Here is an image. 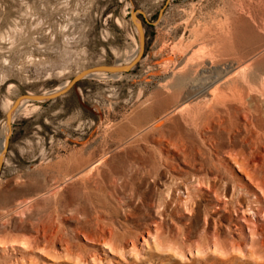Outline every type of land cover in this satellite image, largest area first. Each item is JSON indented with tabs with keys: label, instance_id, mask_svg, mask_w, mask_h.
Wrapping results in <instances>:
<instances>
[{
	"label": "rangeland",
	"instance_id": "1",
	"mask_svg": "<svg viewBox=\"0 0 264 264\" xmlns=\"http://www.w3.org/2000/svg\"><path fill=\"white\" fill-rule=\"evenodd\" d=\"M132 8L145 32L132 69L82 79L14 116L0 171V255L25 264L89 256L96 264H264V230L256 247L186 253L197 241L230 250L243 236L231 217L242 210L264 223L241 174L221 161L229 152L248 161L250 136L264 147V0H0V135L20 94L136 53ZM215 88L226 94L222 104L212 101ZM242 113L249 123L239 133ZM153 225L169 249L152 245ZM140 234L149 238L143 251L101 247H139Z\"/></svg>",
	"mask_w": 264,
	"mask_h": 264
},
{
	"label": "bare ground",
	"instance_id": "2",
	"mask_svg": "<svg viewBox=\"0 0 264 264\" xmlns=\"http://www.w3.org/2000/svg\"><path fill=\"white\" fill-rule=\"evenodd\" d=\"M135 53V52H134ZM133 53V54H134ZM131 55L126 61H129V60H131L132 59V57L134 56V55ZM119 74V73H118ZM97 75H100V74H97ZM237 75V74H236ZM249 75V74H248ZM239 76V75H238ZM244 77V76H243ZM241 78V77H240ZM244 79H246V77L244 78ZM231 80V79H230ZM233 80V79H232ZM236 80H237V78H236ZM236 80H234V81H236ZM248 80V79H247ZM207 81V80H206ZM217 81V80H216ZM222 81V80H221ZM244 81V80H243ZM211 82V81H210ZM230 82V81H229ZM233 82V81H232ZM248 82H249V80H248ZM67 83V81L66 82H64L63 84H61V85H59L58 87H56L54 90H56V89H59L60 87H62L63 85H65ZM201 83V82H200ZM238 83V82H237ZM207 84V83H206ZM205 84V85H206ZM221 84H222V82H221ZM220 84V85H221ZM229 84V83H228ZM234 84H236V82L234 83ZM248 84V83H247ZM246 84V85H247ZM250 84V83H249ZM218 85V84H217ZM225 85V84H224ZM229 85H231V84H229ZM240 85V84H239ZM204 86V85H203ZM249 86V85H248ZM209 87V86H208ZM219 87V86H218ZM217 87V88H218ZM237 87V86H236ZM252 87H253V85H252ZM202 88V87H201ZM217 88H215L212 92H211V96H212V101H214L215 103H223L224 101V99H226V94H225V92L220 88L219 89V91H217L216 89ZM231 88V87H230ZM232 88H233V85H232ZM247 88H249V87H247ZM200 89V88H199ZM236 89V88H235ZM234 89V90H235ZM202 90H204V89H202ZM207 90V89H206ZM238 90V89H237ZM253 90V89H252ZM199 91V90H198ZM198 91H197V93H198ZM239 91V90H238ZM237 91V92H238ZM247 91V90H246ZM245 91V92H246ZM199 92H201V91H199ZM203 92V91H202ZM231 92V91H230ZM237 92H235V94L233 95L234 97V99H235V97H236V93ZM249 92V91H248ZM251 92V91H250ZM227 93H228V91H227ZM243 93V92H242ZM263 93V92H262ZM201 94V93H200ZM229 94V93H228ZM238 94H239V92H238ZM237 94V95H238ZM250 94V93H249ZM248 94V95H249ZM232 95V94H231ZM240 95H241V93H240ZM239 95V96H240ZM230 96V95H229ZM250 96V95H249ZM238 98H241V97H238ZM238 98H236V99H238ZM239 100V99H238ZM234 101V100H233ZM241 101L242 100H240V102L238 101V103L240 104L241 103ZM230 103L232 102V101H229ZM27 102H22L15 110H14V113H13V116H12V119L14 118V116L16 115V113L19 111V109L20 108H23L22 106L24 105V104H26ZM233 103H235V102H233ZM237 103V102H236ZM239 104H237V105H239ZM243 105V104H242ZM237 108H238V106H236ZM239 107H240V105H239ZM242 107V106H241ZM243 109H244V107H243ZM21 110H23V109H21ZM261 108H260V112H261ZM244 111V110H243ZM240 112H242V111H240ZM246 112V111H245ZM255 112V111H254ZM251 114H252V112H250ZM255 113H257V111L255 112ZM263 113V112H262ZM245 114V113H244ZM243 113L241 114V116H240V118L241 119H243V120H245V121H247L246 123H244V124H242L241 125V129L239 128V127H237V128H235V130L237 131V132H244V131H246L247 130V126H248V120H247V118H246V116L244 115ZM258 115V113L256 114V116ZM262 115V114H261ZM264 115V114H263ZM248 116H251V115H249V111H248ZM262 117V116H261ZM264 117V116H263ZM250 118V117H249ZM232 119V118H231ZM253 119V118H252ZM257 119H259V118H257ZM264 119V118H263ZM258 121V120H257ZM261 121V120H260ZM234 123H235V121H234ZM259 123V122H258ZM264 123V122H263ZM252 124V123H251ZM254 125V124H253ZM257 125V124H256ZM236 126V125H235ZM234 126V127H235ZM233 127V126H232ZM253 128V127H252ZM233 129V128H232ZM253 129H255V127L253 128ZM6 125H5V122H4V124H3V128H2V133H1V135H0V147L3 145V142H4V138H5V133H6ZM251 130V129H250ZM229 132V131H228ZM254 132V131H253ZM258 132V131H257ZM230 133V132H229ZM249 133V132H248ZM252 133V132H251ZM251 133H249V134H251ZM259 133V132H258ZM261 133V132H260ZM264 133V132H263ZM261 135V134H260ZM263 135V134H262ZM247 136V138H248V134L246 135ZM243 137V136H242ZM252 137H254V136H252ZM252 137L250 136V142L249 143H251V145H249L248 144V158H249V160L248 161H246V160H242V161H240V159L238 160V159H236V158H234V157H232L231 156V153L229 152V154H227V153H224L223 155H222V159H221V161L227 166V167H229V169L231 170V171H233L234 172V167L236 168L235 170L237 171V172H239L240 174H241V176H239L237 179L239 180V182H240V184L241 185H243L244 186V188L252 195V201L251 202H255L256 203V208H254L255 206H250L249 207V209H255V213L256 214H258V215H261V216H264V147L263 146H259V140H258V138L256 137V139L257 140H255L254 138V140L252 139ZM210 138H212V136H210ZM230 138V137H229ZM247 138L245 137V140L247 141ZM261 138V137H260ZM223 141V140H222ZM262 141V140H261ZM231 143V142H230ZM248 143V142H247ZM219 144H221V143H219ZM225 147H227V145L225 146ZM233 149H235V148H233ZM238 149V148H237ZM231 150V149H230ZM244 150V149H243ZM242 150V151H243ZM233 151V150H232ZM231 151V152H232ZM246 155V154H245ZM244 155V156H245ZM255 156H258L259 158H260V160L258 161V160H256L255 159ZM236 157H238V156H236ZM256 164H258V167H256ZM197 179V178H196ZM198 180H199V178H198ZM200 181V180H199ZM201 182V181H200ZM201 184V183H200ZM208 185V184H207ZM212 188V187H211ZM216 188V187H215ZM206 189H208L210 192H213L214 193V195L217 197V192H216V190H214V188H212V189H210V188H207L206 187ZM217 201H218V199H216ZM225 200V199H224ZM223 200V201H224ZM221 201V200H220ZM224 206V202H221V206L219 205L218 206V208L220 209V208H222ZM226 209V208H225ZM236 212H237V210H236ZM245 212V211H244ZM243 210L241 211V213H240V215H235V216H232L231 218L234 220V226L237 228V230L240 232V233H242L243 234V236H242V238L239 240V241H235V242H233L232 241V243H229L230 245H229V247H230V250H226L227 248H223L222 246H219V244H217L215 241H214V243H213V245H211V246H209L210 245V242L209 243H207V245L208 246H206L205 247V249L204 248H202V247H200V246H198V241H197V246H195V248H192V246H191V248H189L187 245V247L189 248V249H187L188 251L186 252L188 255H194L195 257H196V255H198L199 256V254L200 253H198V252H201V255L202 256H204L205 257V255H203V253L204 254H206V253H208L209 254V252L211 251V250H213L214 252L215 251H219L220 253H228V251L230 252V253H232L231 251L232 250H238V251H242L244 248H247L248 246H255L258 242V240H257V238L258 237H256L257 235L256 234H262L263 232V230H264V227H262L263 225H264V223L263 224H259V223H255V222H251V218H249V217H246L243 213ZM263 221V220H262ZM155 222V221H154ZM154 225H155V223H154ZM154 225H153V230H146V235H147V237H149V238H151V241H152V245L154 246V247H161V241L159 240V232H160V230L158 231V229L160 228H155L154 227ZM159 226V225H158ZM157 227V226H156ZM162 230V229H161ZM247 231V235H244V232H246ZM214 236L216 235V233L215 234H213ZM256 235V236H255ZM107 236V235H106ZM105 236V237H106ZM209 235H207V237H208ZM213 236V237H214ZM255 236V237H254ZM139 239H141L142 240V242L141 243H139V247H138V244L137 243H135L133 240H129V241H127L125 244L123 243V245H121V246H119L118 248L116 247V246H113V244L111 243H109V241L107 240H104L106 243L108 242V244L107 245H103V244H105V243H103L102 245H101V247H106L107 249H108V251L107 252H105V254H111V255H113L114 254V252H123V253H126V252H131V251H135L134 253H136L138 250H142L143 249V246L144 245H147L148 246V239L146 238V237H144L142 234H140L139 235V237H138ZM214 238H216V237H214ZM262 238H264V237H262ZM107 239V238H106ZM220 239V238H219ZM218 239V240H219ZM259 239V238H258ZM111 240H113V239H111ZM257 240V241H256ZM188 241V240H187ZM209 241V240H208ZM101 242V241H100ZM103 242V241H102ZM112 242V241H111ZM259 242H260V240H259ZM67 243V242H66ZM193 243H195V242H193ZM193 243H191V244H193ZM212 243V242H211ZM259 244L260 243H258V245H256V246H259ZM264 244V243H263ZM63 245V244H62ZM163 245H164V242H163ZM162 245V246H163ZM228 245V244H227ZM260 245H262V244H260ZM0 246H4V245H1L0 244ZM165 247V249L166 248H168V247H166L167 246V244L166 245H164ZM168 246H169V244H168ZM171 246V245H170ZM174 246V245H173ZM203 246H205V244L203 245ZM226 246V245H225ZM224 246V247H225ZM255 246V247H256ZM48 247H50V246H48ZM51 247H52V245H51ZM54 247V246H53ZM61 247V249H65V250H67L65 247H63V246H60ZM63 247V248H62ZM67 247H68V245H67ZM194 247V246H193ZM228 247V248H229ZM176 248V247H175ZM263 247H261V249H262ZM169 249V248H168ZM208 249H211L210 251L208 250ZM264 249V248H263ZM55 250V249H54ZM160 250H162V249H160ZM164 250V249H163ZM163 250L161 251V252H163ZM167 250V249H166ZM165 250V251H166ZM176 251H177V249H175ZM180 249H178V252L180 253V255H181V257H182V255H184V253L182 252V250L181 251H179ZM206 250H208L207 252H206ZM245 250V249H244ZM250 250V249H249ZM253 250H254V247H253ZM252 250V251H253ZM56 251V250H55ZM114 251V252H113ZM143 251V250H142ZM164 251V252H165ZM169 251V250H168ZM171 251V250H170ZM193 251H194V253L196 254V253H198V254H194L193 253ZM251 251V252H252ZM57 252H58V250H57ZM66 252V251H65ZM68 252V251H67ZM139 252H141V251H139ZM167 252V251H166ZM175 251H173V253H174ZM177 252V253H178ZM214 252H213V254H214ZM245 252V251H244ZM249 252V251H248ZM247 252V253H248ZM7 253V252H6ZM55 253V252H54ZM58 253H60V252H58ZM73 253V252H72ZM217 253V252H216ZM235 253V252H234ZM246 253V252H245ZM131 254V253H130ZM207 254V255H208ZM241 254H243V253H241ZM240 254V255H241ZM264 254V253H263ZM6 255L7 254H5V252L3 251L2 252V255H0V258H3L2 260H3V262H4V264H18L19 263V261H21L22 263H23V260H21V259H19V258H15V259H11V258H9V257H6ZM55 255V254H54ZM77 256H79L78 254H76ZM75 255V256H76ZM92 255V254H91ZM126 255H127V253H126ZM125 255V256H126ZM134 255V254H133ZM137 255V254H136ZM139 255V254H138ZM142 255V254H141ZM206 255V256H207ZM244 256L246 255V254H243ZM56 257H57V255H55ZM62 256V255H61ZM82 256V255H81ZM131 256V255H130ZM135 256V255H134ZM242 256V255H241ZM19 257V256H18ZM59 257V256H58ZM100 257H101V255H100ZM120 257H121V255H120ZM139 257H140V255H139ZM142 257V256H141ZM175 257H178L177 255L175 256ZM186 257V255H184L183 256V258H182V260L184 259ZM194 257V258H195ZM199 257H201V256H199ZM5 258V259H4ZM126 258V257H125ZM198 258V257H197ZM201 258H203V257H201ZM220 258H222V257H220ZM261 258H262V256H261ZM78 259V258H77ZM122 259H124L123 257H122ZM136 259V258H135ZM141 259V258H140ZM139 259V260H140ZM187 259H188V257H187ZM200 259V258H199ZM258 259V258H257ZM7 260V261H6ZM80 261L79 262H81V264H96V263H99L100 262V258L99 257H97V256H89V257H87V258H81L80 257V259H79ZM111 260V259H110ZM138 260V259H137ZM138 260V261H139ZM186 260V259H185ZM223 260V259H222ZM77 261V260H76ZM141 261V260H140ZM184 261V260H183ZM190 260L188 259V262H189ZM192 261V260H191ZM79 262H78V264H79ZM103 262V261H102ZM29 263V262H28ZM77 263V262H76ZM259 263V262H258ZM20 264V263H19ZM23 264H25V263H23Z\"/></svg>",
	"mask_w": 264,
	"mask_h": 264
},
{
	"label": "water",
	"instance_id": "3",
	"mask_svg": "<svg viewBox=\"0 0 264 264\" xmlns=\"http://www.w3.org/2000/svg\"><path fill=\"white\" fill-rule=\"evenodd\" d=\"M139 14H142L139 9H131L130 10V19L135 27L137 40H138V48L134 56L131 60L125 62H115L110 64H97L86 67L79 72H77L72 78H70L65 85L56 90H50L47 92L41 93H23L17 96L11 106L7 109L4 115V122L6 125V133L3 145L0 147V171L2 167V163L4 161L5 153L7 150V146L9 143V139L12 133V116L14 110L22 103V102H46L53 100L67 91H69L76 83L81 81L82 79L93 77L97 74H117L121 72H127L140 60L143 55L144 47H145V32L143 23L139 18ZM160 15V13H159Z\"/></svg>",
	"mask_w": 264,
	"mask_h": 264
}]
</instances>
